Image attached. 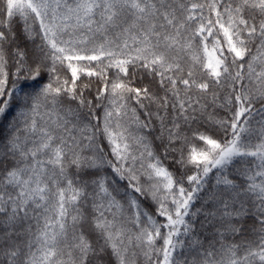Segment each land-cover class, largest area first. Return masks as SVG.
<instances>
[{
    "label": "snow or ice",
    "instance_id": "obj_1",
    "mask_svg": "<svg viewBox=\"0 0 264 264\" xmlns=\"http://www.w3.org/2000/svg\"><path fill=\"white\" fill-rule=\"evenodd\" d=\"M0 264H264V0H0Z\"/></svg>",
    "mask_w": 264,
    "mask_h": 264
}]
</instances>
